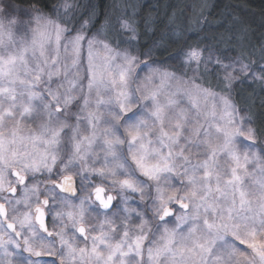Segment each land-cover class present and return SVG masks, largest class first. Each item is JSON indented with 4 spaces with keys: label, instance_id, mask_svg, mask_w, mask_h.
<instances>
[{
    "label": "snow or ice",
    "instance_id": "obj_1",
    "mask_svg": "<svg viewBox=\"0 0 264 264\" xmlns=\"http://www.w3.org/2000/svg\"><path fill=\"white\" fill-rule=\"evenodd\" d=\"M214 7L0 0V264H264V33Z\"/></svg>",
    "mask_w": 264,
    "mask_h": 264
},
{
    "label": "trees",
    "instance_id": "obj_2",
    "mask_svg": "<svg viewBox=\"0 0 264 264\" xmlns=\"http://www.w3.org/2000/svg\"><path fill=\"white\" fill-rule=\"evenodd\" d=\"M177 2L178 0H139L137 5L142 9V15L150 12L153 18H158L163 17L166 12L170 13L173 10L172 6ZM185 2L190 4L192 0H185ZM208 3L215 5L209 17L213 22L221 19V12L228 11L238 15L256 36L264 33V0H208ZM154 39H159V33ZM173 48L174 45L170 46L168 51H172ZM250 92L251 88H246L241 95L246 97ZM256 102L258 104L259 95Z\"/></svg>",
    "mask_w": 264,
    "mask_h": 264
},
{
    "label": "rangeland",
    "instance_id": "obj_3",
    "mask_svg": "<svg viewBox=\"0 0 264 264\" xmlns=\"http://www.w3.org/2000/svg\"><path fill=\"white\" fill-rule=\"evenodd\" d=\"M138 1L139 0H134V2L137 4L138 3ZM102 55V54H101ZM142 59H143V57H142ZM201 103L203 104V103H205V101L202 99L201 100ZM207 103L208 104H211L212 103V101H207ZM258 104H259V102H258ZM257 104V105H258ZM30 127H34V125H32V123L30 122V121H28V122H26ZM8 127L10 128L11 127V122H9V125H8Z\"/></svg>",
    "mask_w": 264,
    "mask_h": 264
}]
</instances>
